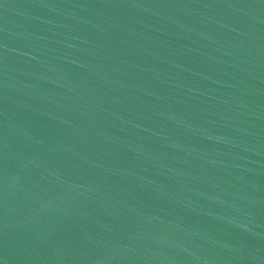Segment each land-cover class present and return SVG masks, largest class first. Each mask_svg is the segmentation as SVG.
Returning <instances> with one entry per match:
<instances>
[{
	"label": "water",
	"instance_id": "obj_1",
	"mask_svg": "<svg viewBox=\"0 0 264 264\" xmlns=\"http://www.w3.org/2000/svg\"><path fill=\"white\" fill-rule=\"evenodd\" d=\"M0 264H264V0H0Z\"/></svg>",
	"mask_w": 264,
	"mask_h": 264
}]
</instances>
